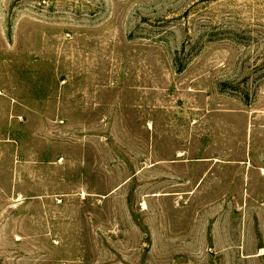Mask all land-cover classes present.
<instances>
[{"label":"rangeland","instance_id":"374dc122","mask_svg":"<svg viewBox=\"0 0 264 264\" xmlns=\"http://www.w3.org/2000/svg\"><path fill=\"white\" fill-rule=\"evenodd\" d=\"M0 264H264V0H0Z\"/></svg>","mask_w":264,"mask_h":264}]
</instances>
